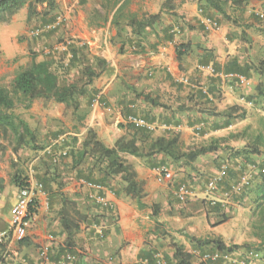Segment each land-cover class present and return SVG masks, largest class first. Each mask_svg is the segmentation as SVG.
I'll return each instance as SVG.
<instances>
[{
	"label": "crops",
	"instance_id": "1",
	"mask_svg": "<svg viewBox=\"0 0 264 264\" xmlns=\"http://www.w3.org/2000/svg\"><path fill=\"white\" fill-rule=\"evenodd\" d=\"M216 1L225 8V14L206 0H177L172 10L164 11L153 30L137 37L126 26H112V17L100 28L89 26V18L101 0H57L58 8L51 15L64 16L65 24L54 34L55 42V36L49 35L31 46L37 61H53V69L68 83L81 79L85 66L98 69L99 60L102 64L98 71L102 74L87 88L88 94L79 98L77 111L65 104L44 100H35L30 108L24 107L22 118L35 132L37 145L48 148L58 145L57 151L66 154L80 149L88 131L93 129L102 142L114 147L119 139L132 138L125 123L131 114L155 125L154 138L179 135L186 150L223 139L227 131L230 135L241 132L245 127L236 131L239 113L231 120L218 116L222 111L230 113V109L240 106L236 83L234 86L233 81L200 73L198 68L209 64L223 74L244 73L247 82L240 86L244 88L243 93L256 101L259 97L264 107V22L256 15L264 11V0ZM164 2L132 0L130 9L140 15H157ZM27 12L23 8L9 25H0V46L8 60L23 53L24 42L19 38L27 40L30 36L28 30L33 20L28 22ZM205 18L217 21L219 29L205 24ZM38 19L46 22L48 17ZM26 43L29 48L28 40ZM16 51L21 53L17 55ZM219 94L223 95L220 99ZM146 96L155 99L158 105L146 100ZM99 98L100 105L105 106L103 109L96 104ZM241 119L244 122L246 118ZM229 121L231 124L227 125ZM199 125L205 130L202 135L194 133ZM243 145L239 142L235 150ZM223 153L220 149L201 156L191 166L174 161V166L179 164V170L195 178L200 177L197 172L214 176ZM13 156L16 155L13 153ZM130 157L126 159L144 184L142 203L146 207H140L127 194L126 184L119 177H105L85 162L73 167L69 156L59 164L61 177L56 180L43 177L44 195L40 197L21 254L33 259L38 248L49 245L56 259L67 252L76 253V264H139L143 260L157 264L156 257L161 258L162 264H175V244L183 246L188 253L200 254L191 238L215 239L237 247L255 242L250 229L253 194L243 207L230 204L220 211L205 201L202 190L205 186H197L193 188L190 203L184 205L177 200L175 191L156 181L155 169L159 167L156 159L149 157L134 162ZM0 176L5 181V189L0 191V226L5 225V230L19 188L13 178ZM85 179L104 185V195L114 205V211L92 200L90 190L80 183ZM218 197L221 200L223 194ZM64 200L75 203L78 211L87 216L70 249L65 245L66 234L61 225ZM155 206L159 210L156 216ZM98 228L103 230V236L99 235ZM243 256L249 259L246 249L239 248L235 258ZM250 261L247 264H261Z\"/></svg>",
	"mask_w": 264,
	"mask_h": 264
},
{
	"label": "trees",
	"instance_id": "2",
	"mask_svg": "<svg viewBox=\"0 0 264 264\" xmlns=\"http://www.w3.org/2000/svg\"><path fill=\"white\" fill-rule=\"evenodd\" d=\"M175 1L177 0H165L161 12L157 15H140L131 11L132 0H101L100 5L89 18V26L100 28L107 24L110 17H112V26L115 28L126 26L131 29L132 35L141 37L148 31L153 30L165 10L170 11L173 9ZM206 2L225 14V8L221 7L218 1L206 0ZM23 8H27L28 22H31L35 17L43 16L48 17L46 23H49L54 21L57 16L56 14H51L57 10L58 3L57 0H0V24L9 25L16 14ZM178 54L181 55L182 51L180 50ZM30 55V62L25 66L19 67L14 78L13 89L9 90L0 87V132L12 134L15 144L13 149L15 155H19L20 150L26 146L34 147L37 145L35 132L22 117L15 114V99H18L19 103L23 104L26 109L30 108L35 100H44L46 102L54 101L65 104L69 109L77 111L79 98L88 94L87 88L99 77L100 72L98 69H100L102 64V61L99 60L98 69L96 70L90 66H85L81 79L62 85L61 76L53 69V61H37V55L32 51H30ZM214 68L217 72H220L215 66ZM236 74L246 76L241 72H236ZM145 98L152 104L158 105L156 100L151 99L150 96ZM229 111L230 113H227V110L222 111L218 113V116L223 115L231 120L238 113L240 118H244L246 115V111L240 106H236ZM230 124V121L227 122V125ZM131 137L129 140L127 137L121 138L114 147H109L98 138L97 133L93 129H90L80 149H72L66 155L58 157L57 155L62 152H58V145H54L50 147L51 153L46 151L45 154L48 155V159L55 163L60 161L59 158L63 160L70 156L73 161V167L82 164L87 158H92L94 161L93 170L98 169L100 173L103 172L105 177H120L122 182L126 184L127 194L136 199L140 207L144 208L146 207L142 203L145 196L144 184L138 180V176L126 156L149 158L155 155H163L176 162L184 161L188 166H191L199 157L218 152L221 149V143L226 141L225 139H218L207 145L186 150L177 134L169 137L152 138L149 144H144L146 147L143 148L139 145L140 139L138 135L133 134ZM229 139L244 143L242 148L234 151L233 155L236 159L253 160L251 157L264 156V116H259L254 126L249 125L241 132L231 134ZM5 150V147H0V162L3 159ZM231 172L229 171V174ZM88 181L98 182L95 180ZM4 182V179L0 176V191L5 189ZM13 182L18 188L28 186V182L22 180L20 175L17 174L14 175ZM38 182L45 189V181L40 180ZM252 194L250 229L251 236L255 242L237 247L227 246L224 242L215 239L191 238L190 240L194 247L204 252H208L205 249L209 247L210 252L220 251L226 253H235L239 248H244L247 253L256 252L264 256V175H262L261 181L252 188L250 195ZM211 207L220 211L224 210L221 205ZM158 213V207L155 206L154 216ZM60 215L61 225L66 234L65 245L69 249L73 248L75 236L80 230L82 223L87 221V216L81 214L77 209V205L68 200L63 201ZM174 248L175 264H195L193 261L194 255L186 252L183 246L175 244Z\"/></svg>",
	"mask_w": 264,
	"mask_h": 264
},
{
	"label": "built area",
	"instance_id": "3",
	"mask_svg": "<svg viewBox=\"0 0 264 264\" xmlns=\"http://www.w3.org/2000/svg\"><path fill=\"white\" fill-rule=\"evenodd\" d=\"M202 12V11H200ZM257 18L264 22V11H259ZM205 24L211 26L214 30L219 29V23L211 18L204 19ZM65 24V18L62 15H57L54 21L46 23L40 27L34 28L31 32L32 37H41L45 33L54 32L60 29ZM199 71L206 73L207 75L215 78H221L233 81L238 86L245 85L247 78L243 75L236 73L223 74L217 72L213 65H200ZM101 99L97 101V105L101 104ZM252 105V103H248ZM109 110V109H108ZM125 123L136 129L153 132L156 127L153 123H150L145 118L137 115H128L125 119ZM202 125L195 128L196 131H201ZM48 153H51L49 148ZM66 155L65 153H59L57 156ZM249 172L241 175L237 182L231 184L227 191L223 192V185L226 183L227 175L229 173V165L225 163L220 167V170L210 178L207 179L205 186L206 200L211 206L221 205L222 208H226L230 204H240L238 199L248 189H252L254 184L252 182L251 173H263L264 170H260L256 164L248 166ZM155 178L159 184L171 183L174 179L173 173L165 166L155 169ZM81 185L90 190L92 200L98 205L106 208L107 210L114 211V205L104 195L105 187L103 184L81 180ZM256 185V184H255ZM223 194V198L220 200L218 195ZM44 195V187L41 183L36 181H29L28 186L19 188L17 201L13 206L11 212V218L8 227L0 232V264H76L78 261V255L76 253L67 252L60 258H55V251L49 245L41 246L36 250V257L31 259L26 255H22L20 249L27 244L29 238V231L32 228L35 211L38 207L40 197ZM194 195L193 187L182 183L177 186L175 196L181 204L187 203ZM99 235L103 236V230L98 228ZM247 256L249 260L260 261L264 264V256L256 252H248ZM201 258L204 262L224 264H246L235 258V253H226L220 251L204 252L201 254ZM157 264L161 263V258L156 257ZM139 264H153L149 260H143Z\"/></svg>",
	"mask_w": 264,
	"mask_h": 264
},
{
	"label": "rangeland",
	"instance_id": "4",
	"mask_svg": "<svg viewBox=\"0 0 264 264\" xmlns=\"http://www.w3.org/2000/svg\"><path fill=\"white\" fill-rule=\"evenodd\" d=\"M44 24H46V22H43V20H39L38 17H35L33 19L32 23L30 25V28L28 30V34L30 35L29 38L27 39L28 44H29V48L26 47L27 40L24 37H20L19 38L20 42L21 43L24 42V44L21 46L23 53L18 55V53H21V52L16 51L15 53L18 55L16 58H14L12 60H8L6 58L5 51L2 50L1 46H0V87H4V88H7L9 90H12L14 78H15V75H16L19 67L27 65L31 60V55H30L31 46H34L36 44V40H39V39H41L45 36H49V35L53 36L54 34H56V32H59V29H58L54 32L45 33L41 37H32L31 36L32 30L34 28L40 27ZM0 25L5 26L3 24H0ZM54 36H55V38H54L55 40H53V41L55 42L56 41V35H54ZM38 53L42 54V52H38ZM87 62H89V61H87ZM198 71H199V69H198ZM101 74L102 73H100V75ZM61 77H62L60 79L61 84L62 85L67 84L68 82L64 78V76H61ZM234 86H235V83H234ZM235 88H236L235 92H236V98L238 100V103H239L240 107L246 111V115H245L246 119L244 120V122L242 121V119L240 117H238V119L236 118V131H239V130L243 129L244 127H246V125H248V126L253 125L254 126L258 117L264 116V107H262L263 101L259 100V97H256L258 100V101H256V100L252 99L254 97L248 96L247 94L243 93V89H244L243 87L236 85ZM222 96H223L222 94H219L218 98L220 99V98H222ZM250 97H251V99H250ZM15 101H16L15 114L22 117L24 105L19 103L18 99H15ZM250 102L252 103V105L248 104ZM104 107L102 106V109ZM146 120L149 121L148 119H146ZM149 122L152 123L151 121H149ZM127 127L129 130H131V133H130L131 136L133 134L138 135V137L140 139L139 145L142 148L146 147V145H144L145 143H148V144L150 143V140L155 137L154 132L157 131V129H156L155 131L148 133V131L145 132V130L136 129V128L129 126V125H127ZM229 131H234V129L229 130ZM204 132H205L204 129H202L199 132L194 130L195 134L202 135ZM224 135H225V138H223V139H225L226 141L221 143V149L224 152L223 153L224 156L222 158H220L222 161L219 163V167H221L222 165L227 163L230 167L229 171H232L231 173H233V174L228 173L226 183L223 185V190H222L223 192L227 191L231 184H233L234 182H237L241 175L245 174L246 172H249L248 171L249 165L256 164L260 170H264V156L255 157V158H253V160H248V159L243 160L242 158L236 159L234 157L233 153H234L235 148L239 147L238 143L242 142V141L229 139L230 132H228V131L225 132ZM14 145L15 144L13 141L12 134L0 132V147H5V149H6L4 152L3 159L0 162V174L2 176H5L6 178H13L14 175L17 174V175H20V178L22 180L27 181V182H29L31 180L38 182L40 180H44L43 177H45V178L48 177V179H50V180H56V179H58V177H61V176H58L59 164H62L63 160H61L62 158H59L60 161L55 163L51 159H48L47 158L48 155L45 154L46 152L45 153L42 152L43 150L48 148V146L47 147L38 146V145H36L34 147L26 146L20 150L19 155L15 156L17 159V161L15 162L14 161L15 157L13 156ZM34 148H35V150L37 149L36 150V151H38L37 153H35V152L32 153ZM25 152H28V153L26 154ZM152 157L154 159H156V163L159 164V167L165 166L173 173V175H174L173 181L171 183L163 184V185H166L167 189L171 190V191L176 192L177 186L179 184H182V183H186V184L192 186L193 188L197 187V186H200V187L202 186V188H203L204 186H206L207 179L213 175V174H209V173H205V172H203V173L197 172V174L200 177L195 178L191 174H187L186 172L179 170L181 167L179 164L177 167L174 166V161L164 157L163 155L162 156L156 155V156H152ZM161 158H163V160H161ZM130 159L134 162L144 160L143 158H136L133 156L130 157ZM235 160H236V164H235ZM222 162H224V164H222ZM182 163H183V165L186 164L185 162H182ZM87 164H89V168L93 167L94 161L92 160V158H87L85 160V165H87ZM219 167H218V165L215 166L217 171L220 170ZM101 174H103V172H101ZM48 175H50V177ZM251 175H252V182L255 185L256 183L261 181L263 173L256 172V173H251ZM192 179H195V180L197 179V181H194ZM202 190H203V195H204L203 197H204L205 201L207 203H209L206 200V196L204 194L205 187ZM251 190L252 189H248L242 196H240L238 198L241 201V203L237 204L236 205L237 207H243L244 205L247 204V201H248L250 194H251ZM193 191H194V189H193ZM189 203H190V200L187 203H185L184 205H188ZM4 228H5V225H1L0 231L4 230ZM230 246H232V245H230ZM209 249L210 248L208 247L205 249V251L206 250L209 251ZM196 251H197V249H196ZM198 251H200V250H198ZM202 252H204V251H200V254H194V259H193L194 263L195 264H212V263H206L202 260V258H201V254H203ZM238 260L243 262V263H246V264H247V262H249V263L251 262L249 259L245 258L244 256L238 258ZM215 264H219V263H215Z\"/></svg>",
	"mask_w": 264,
	"mask_h": 264
}]
</instances>
